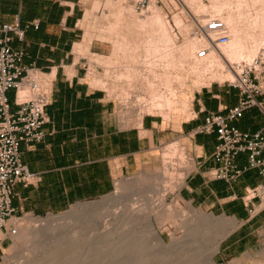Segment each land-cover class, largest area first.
Segmentation results:
<instances>
[{
  "label": "crops",
  "instance_id": "0c3cea01",
  "mask_svg": "<svg viewBox=\"0 0 264 264\" xmlns=\"http://www.w3.org/2000/svg\"><path fill=\"white\" fill-rule=\"evenodd\" d=\"M108 1L0 0V21L18 22L25 29L22 40L13 35L11 46L25 51L24 65L37 68L52 93L41 126L43 139L20 144L23 162L39 178L14 185L15 214L45 215L64 211L79 201L101 198L113 190L118 178L151 161L157 148L187 136L194 160L178 189L179 199L229 219L222 225L225 234L214 254L232 260L261 248L264 207L250 213L243 196L262 176L247 167L248 154L242 152L235 158L243 169L236 181L209 178L208 171L216 166L212 154L218 138L215 133L195 132L209 113L235 106L239 89L216 83L203 86L194 91L187 117L180 113L166 120L161 114L146 113L139 120L126 119L118 111L116 98L95 83L93 78L102 81L99 75L90 76L86 67L88 55L110 56L107 44L91 32L87 36L85 28L86 13L91 10L92 17L99 10L94 7L97 3L105 10ZM7 96L15 111V90H9ZM233 123L241 130H262L264 134V112L257 106L248 108ZM10 240L0 234V260Z\"/></svg>",
  "mask_w": 264,
  "mask_h": 264
},
{
  "label": "rangeland",
  "instance_id": "374dc122",
  "mask_svg": "<svg viewBox=\"0 0 264 264\" xmlns=\"http://www.w3.org/2000/svg\"><path fill=\"white\" fill-rule=\"evenodd\" d=\"M202 1L204 4H206L208 8L206 6H205L206 8L205 7L202 8L199 7L197 4H195L192 5V8L190 9L185 8V10H183L182 9L183 5L179 0H163L162 3H157L158 6L155 9L161 14H163V16H165L166 19H168L167 22L172 31V34L175 35V38L182 46L184 45L185 41L190 38L199 40L198 38L201 39L203 37L202 36L203 34L201 33V31H199L198 28L200 24L204 23L203 19L205 18H208L210 16H217L220 18L222 17V15L225 17L228 15L231 16L233 15L234 20L239 22L238 25L241 26L242 29V28H247L249 25L251 26L250 16L251 18H254L260 15L261 13L260 11L264 12V9L261 8L264 7V4H262V2L260 1H258L259 3L257 5V1L247 0L248 1L247 2L246 0H243L242 6L239 9L237 6L238 4L237 1L239 0H230L231 2L229 0H220L221 3L224 1H228L227 5L228 4L230 5V6L229 5L225 6L223 8L222 13L219 12V10L213 6L215 0H209V1L202 0ZM112 2L115 5H117V3H121L123 5L122 8H124V11L128 13L126 15V20L119 28H116L115 30L114 29L111 30L109 29L110 22L114 20L112 14H110L112 7L108 6V4L105 5V2H104L105 10L104 9L101 10V8H99L100 5L96 7V9L99 10H95L93 16L91 17V22H89V24L87 25H90V27L88 26V28L90 29L91 35L102 40L105 44H107L108 48H110V54H109L110 56L107 58L102 57L101 60L100 56L94 54L88 55V59H87L88 63L86 62V67H89L90 76H93L96 73L99 75L102 81L100 82L98 78H93L98 80V82L96 81L95 83L100 84L103 88H106L110 96L116 98V100L118 101V111L126 119L139 120L146 113L161 114L166 120H170L171 118L172 119L177 118L180 113L184 117H185L184 114H186L187 117L189 116V114L187 113L188 112L187 109L190 107V105H187L182 109L183 100L188 99V102L190 104L191 97L193 96L194 91L202 88L205 85H209L210 83L232 86L230 83L233 82V80L231 79H227L226 81L222 82L216 79V77H213V75L218 70H220L221 72L222 71L227 72V67L225 66L229 65V61L225 59L223 55L222 58L225 61L224 65H220V66L215 65L209 68V66L207 65L209 64L208 58L205 59L204 57H202V59L204 58L202 60L201 57L198 56L197 50H193L194 54L192 51H188L185 53L186 56L184 55V53H182L183 55L182 54L180 55V58L182 59L185 65H183L182 67L179 66L181 68L178 67V70L176 71V73L179 76L181 75L179 79L178 77L175 79L173 85L178 90L177 92L178 98L175 99V102L177 103L176 106L172 110L165 109L164 112L165 113L168 112L167 115H164L163 112L158 110L157 111L155 110L154 112H150L149 110H147V107H149L150 104L145 105L147 101L142 103L139 97V95H142L145 99L148 100L150 99V93L148 92L146 80L144 78H141L139 80H136V82L135 81L131 82L132 84L131 85L126 80L119 79L117 76L119 71L123 69L121 63L125 64L126 61L129 59V55H130V53L126 52L123 48L121 49L119 48L120 45L118 44L119 43L118 41H120L119 36L125 33L128 36L129 39L128 41L131 44H134L136 40L135 39L136 27L132 23V18H137V19L142 18L143 20H147L150 14H152L153 10L150 9V5H149L147 10L143 12H139L136 10L134 4L130 0H112ZM261 4L262 6H260ZM196 5L198 6V8L196 7ZM256 7L257 8L259 7L261 9L258 8L257 9L258 12H257L255 11ZM248 9L251 13V15L249 16L248 14L250 13L249 11L247 12ZM229 11L232 12L229 13ZM233 12L236 15H234ZM243 12H245V14ZM217 13L220 14L218 15ZM175 14H179L181 16L180 18L182 22L180 25H177L175 22L174 19ZM242 14L244 16L242 18H239L241 17L239 15ZM132 15L134 17H132ZM261 19L262 17L259 16V23ZM243 23L246 25H243ZM228 32L229 34H232L230 30H228ZM249 45L251 46V43ZM126 53L128 54V57L125 56ZM191 53L192 55H190ZM195 55L198 58V60L195 57ZM262 56H264V51L262 50L259 51L257 55H255V57H262ZM97 58L100 59L98 60ZM106 61H108L107 62L108 67ZM141 61H138L137 63L140 66L141 71L144 67L143 71L145 72L143 73L144 74L146 73V75L144 76L146 77L148 76L149 79L150 78L153 79L152 77L154 70L155 72L158 71L160 74L163 73L161 75L162 77H165L169 73L167 69L165 70L166 62L164 65L162 64L164 63L163 60H158L155 66L151 65L150 67L147 66V64L145 65L143 61L142 62ZM159 61L160 62L162 61V63L160 64ZM198 65L199 67H197ZM194 67H197L200 70V72L195 73V71L191 69ZM204 69L205 71H203ZM174 75L176 74L174 73ZM124 90H127L129 94L128 95L124 94ZM162 90L164 91L165 89L163 88ZM192 152L193 150L191 147L190 139L187 136L177 137L176 139L166 144H163L161 147L157 148L154 151V157L152 158V160L144 163L138 171L131 173L129 175H125L121 178H118L116 180V184L113 190L101 198L95 200L76 202L72 204L68 209L61 212H53L45 215H33L30 213L21 214L16 221V225L18 227V234L16 236H13V239L9 241L10 243L8 247L5 249L2 259L0 260V264H21V263L23 264L28 260H30L31 264H42V263H48L52 259H56L53 260L54 264H189V259L185 254L186 249L185 246L183 247V243H182L184 238H186L187 236H188L187 238H189V236H191L188 235L189 232L192 233L194 229H197V231L194 230V232H196L195 234L199 233V235L200 234L201 236L203 235L204 239H206L209 236V234L213 233L214 231L217 233L221 232L223 227L221 224H218L219 222H217L216 220L213 223L214 225L210 224L209 220L211 218L209 219L205 215L213 214V213L202 210L201 208L198 207H194L190 205L189 202L181 201L178 197L177 189H179V187L175 190V193L168 192L172 184L171 181L175 180L177 171L179 170L183 171V169L181 168H183L184 165L187 167L189 166L188 170H186L187 172L184 171L185 172L184 177H185L188 171L192 168L193 160H194ZM147 174L153 175L155 176L153 178H156L154 180L153 179L151 180L150 182L151 186L149 187L148 185L149 183L145 184V186L142 183H140L137 184L136 187V183H134L133 180L140 178L141 175H147ZM147 188L149 190H147ZM141 192H144L142 193L144 195H142ZM164 197L166 198L168 203H171V205L173 204V208L169 211L167 219H165V221H162L158 219V217L155 216L154 214H152V217L155 227H157V229L161 231L162 238L165 240V242H167V244H169V247L163 249L160 246H155L150 243H145L147 245L144 244L143 245L144 247L138 248L139 246L135 244V241L137 240V234H139L140 233L139 231H141L143 227L147 224L146 222L147 217H142L131 223L124 224L115 221V217H114L115 215H112L113 214L112 212H114L113 209L114 210L116 209L115 211L117 210L121 211V209L125 208V206L128 205L129 201L136 202L137 200L138 202L136 203L140 208H145L147 206L149 207V205L151 207L154 205L153 203H156L158 205L162 204V199ZM129 198H131V200ZM81 205H85L86 207H88L89 210H92L91 208L94 207L95 208L103 207V208L95 212H86L81 214L72 213V211L75 208ZM116 205L117 206L119 205L118 207L119 209L116 207ZM111 206L112 207L114 206L115 208L112 209ZM121 206L123 207L121 208ZM107 207H109L108 209H112V210L109 211ZM60 214L61 215L63 214V217L59 221L63 220L61 222L69 223L70 220L69 224L73 225L71 228L72 230L74 229L77 230L80 228L81 230L80 232L73 233L75 237L68 238L67 236V238L64 239V241L65 240L66 241L63 242V244L60 245L59 247H56V244H54L56 240L53 239L54 235L59 236L58 234L65 233L64 230L60 232L57 231L59 233L54 232V234H52V233H46L47 231L43 232L45 231V229L40 227L36 229L39 230V232H42L41 233L42 237H40L41 240L39 238L36 239V241L35 240L30 242L28 241L29 233L33 230V228H31L28 222L26 221V218L28 216L34 217L36 219L41 217L46 219L45 221H48L51 219L52 216L54 217L55 215L58 216ZM70 214L71 215L73 214L72 218H70L71 216ZM141 214L143 215L144 212L142 211ZM47 218L49 219L47 220ZM87 219H91V220L93 219L94 222L91 221V223L89 222L87 226L83 227L82 222L83 220L85 221ZM205 219H207V221ZM191 228L192 230H188ZM203 230L204 233L203 232L201 233V231ZM76 233H78V235ZM65 234L68 235V233ZM204 234L206 235V238ZM174 238L177 240L174 241ZM201 239L203 238L201 237ZM38 240L40 242H37ZM41 253H43L42 254L43 256L39 255ZM45 256H47V258ZM40 257H45V258H40ZM39 259L41 260L39 261ZM213 264H264V242L261 248L248 250L247 252H244L242 255L232 260H222L220 259L219 256L214 254Z\"/></svg>",
  "mask_w": 264,
  "mask_h": 264
},
{
  "label": "built area",
  "instance_id": "2783aa9c",
  "mask_svg": "<svg viewBox=\"0 0 264 264\" xmlns=\"http://www.w3.org/2000/svg\"><path fill=\"white\" fill-rule=\"evenodd\" d=\"M130 1L137 11L143 12L151 0ZM156 2L162 3L163 0ZM198 29L204 36H209L216 47L228 43L230 39L227 28L217 16L209 17ZM0 32V234L12 240L18 234L16 221L19 218L12 205L14 185L17 182L28 184L39 178L23 162L20 144L22 141L39 142L43 139L41 126L46 120L45 108L52 100V93L43 84L39 70L24 65L25 51L14 49L10 44L13 35L21 40L24 38V27L18 22L0 21ZM203 54L204 50L201 51ZM229 66L235 74L230 84L239 89L238 103L225 112L209 113L195 132L215 133L218 138L212 154L216 166L208 171L209 178L236 181L243 169L237 166L235 158L247 152V167L257 169L262 176L261 182L248 187L243 196L249 212L255 213L264 207V134L262 130H241L233 122L241 119L252 106L264 112V98H259L264 95V56L250 61H230ZM11 89L16 92L15 111L11 110L7 96Z\"/></svg>",
  "mask_w": 264,
  "mask_h": 264
},
{
  "label": "bare ground",
  "instance_id": "6f19581e",
  "mask_svg": "<svg viewBox=\"0 0 264 264\" xmlns=\"http://www.w3.org/2000/svg\"><path fill=\"white\" fill-rule=\"evenodd\" d=\"M179 1L183 5V8H182L183 10H185V8L190 9V8H192V5H195V4H197L199 7H202V8H204L206 6V4H204L202 0H200L202 2H200L199 0H179ZM254 1H257V5L259 3L258 1L262 2V4H264V0H254ZM237 2H238L237 6L240 9V7L242 6L243 0H239ZM227 3H228V1H224V2L221 3L220 0H215L214 3H213V6L216 7L219 10V12L222 13L223 8L225 6L229 5V4L227 5ZM107 4H108V6L112 7V10L115 9L113 11L111 10V12H110V14H112L114 20L110 22V26H109V29H111V30L114 29L115 30L116 28H119L123 24V22L126 20V15L128 13H126L124 11V8H122L123 5L121 3H117V5H115L112 2V0H109L107 2ZM262 4L260 6H262ZM97 5H98V3L95 4L94 7L96 8ZM149 5H150V9H152L153 11H152V14H150V16H149V18L147 20H143L142 18L141 19L140 18H138V19L137 18H132V23L136 27V31H135V39L136 40H135L134 44H131L128 41L129 40L128 36L125 33L122 34V35L120 34L121 35V36H119L120 41L117 40L119 42L118 44L120 45L119 48L120 49L123 48L126 52L130 53L129 59L127 60V58H126V60H127L126 63L125 62H124L125 64L121 63L123 69L119 71L117 76H118L119 79L126 80L127 82H129V84H131V82H133V81L136 82V80H139L141 78H144L146 80L147 87H148V92L150 93V99L149 100L145 99L142 95H139V97H140V101L142 103L147 101L145 103V105L146 104H148V105L150 104V106L147 107V110H149L150 112H154L155 110L156 111L158 110V111L163 112L164 115H167L168 112L165 113L164 110L165 109L172 110L176 106L177 103L175 102V99L178 98V96H177L178 90L173 85H174L175 79L177 77L179 79V77L181 76V75L179 76L176 73V71L178 70V67L179 66L182 67L183 65H185L184 62L182 61V59L180 58V55L182 53H184V55H185V53L188 52V51H192L193 52V50H197L199 52V55L201 56V59H202V57H204L205 59L208 58L209 61L208 60L207 61L209 62V64H207V65L210 68V67L215 66V65H219L220 66V65H224L225 64V61L222 58V55L229 62L230 61L231 62L239 61V60H242V59L250 61V60H252L255 57V55L258 54L259 51H261V50L264 51V12H262V11H260L262 13V16H261V13H260V15L254 17V18H251V16H250V20H251L250 24H251V26L249 25L247 28H242L244 30H242L241 26L238 25L239 22L234 20L233 15L232 16L228 15L226 17L222 15V17H220V20L222 21L224 26L227 28V30H230L231 33H232V34H229L230 35V39H229L228 43H226L224 45L216 47V46L212 45V41H211L209 36L206 37V36L202 35L203 37L201 39L197 37L199 40L191 39V38L186 40L184 45L182 46L177 41V39L175 38V35L172 34V31H171V29L169 27V24L167 22L168 19H166L165 16H163V14H161L160 12H158L155 9L158 6L156 0H151ZM197 5H196V7L198 8ZM231 5H232V3H231ZM193 7H195V6H193ZM258 8L256 7L255 11L258 12V10H257ZM261 8L264 9V7H261ZM261 8H259V9H261ZM213 10H211V11H213ZM90 11H88L86 13V16H85V21L87 22V24H89V22H91V20H89V19H91L90 15H91L92 12H90ZM239 11H241V10H239ZM248 11H249V9L247 10V12ZM230 12H232V11H229V13ZM243 13L245 14V12H243ZM249 13H250V11H249ZM234 15H236V14L234 13ZM249 15H251V13L248 14V16ZM239 16H241L239 18H242L244 15L242 14V15H239ZM259 16L262 17L260 23H259ZM132 17H134V16L132 15ZM180 17L181 16L179 14H175L174 15V19H175V22H176L177 25H180L181 22H182ZM252 17H253V15H252ZM208 18L203 19V22H206L208 20ZM86 25H85V28H86V33H87V36H88V34H90V29L88 28V26L90 27V25H87V26ZM243 25H246V24L243 23ZM257 29H258V32H257ZM118 31H119V29H118ZM247 39H249L251 42L249 40H247ZM250 43H251V46L249 45ZM203 50H204V54L201 55V51H203ZM126 54H125V56L128 57V54L127 55ZM193 54H194V52H193ZM190 55H192V53ZM195 57H196V55H195ZM97 59L99 60L100 58H97ZM101 60H102V57H101ZM106 60H109V59H106ZM141 60L143 61V63L145 65L147 64V66H149V67L151 65L155 66V64H157L158 60H163L164 63H162V61L161 62L159 61V62H160V64L162 63L163 65L166 62L165 70L167 69L170 74L168 73V75H166L165 77H162L161 75L163 73L160 74L158 71L155 72V70H154L153 71V77H152L153 79H151V78L149 79L148 76L147 77L144 76V75H146V73L145 74L143 73V72H145V71H143L144 67H143V69L141 71L140 66L137 63L138 61H141ZM197 60H198V58H197ZM107 62L108 61H106V64H107V67H108V63ZM193 66H195V65H193ZM110 67H111V65H110ZM181 67H179V68H181ZM197 67H199V65ZM197 67H194V68H191V69L193 71H195V73L196 72H200V70ZM225 67H227V72H224V71L221 72L220 70H218L216 73L214 72L215 74L213 75V77H216V79H218V80H220L222 82L226 81L227 79L234 80L235 79V74L232 71V69L230 68V66L228 65V66H225ZM205 69L203 71H205ZM174 73L176 75H174ZM96 81L98 82L97 79H95V82ZM163 88L165 89L164 91L162 90ZM129 91H130V89H129ZM124 94L128 95L129 92L127 90H124ZM181 100H183V99H181ZM187 105H190L189 102H188V99L187 100H183L182 109L184 107H186ZM186 167L187 166L184 165V167L181 168V169H183V171L182 170L177 171L176 176H175V180L171 181L172 184H171L170 190H168V192H174L175 193V190L178 187L181 186V184L183 183V180H184V175H185L184 171H186L189 166L187 168ZM153 177H155V176L148 175V174L147 175H141L140 178H138L136 180H133V181H134V183H136V187H137V184H140V183H142L144 186H145V184L149 183L148 185L150 187L151 186V184H150L151 180L152 179L153 180L156 179V178H153ZM148 185H146V186H148ZM138 187H139V185H138ZM148 188H147V190H149ZM138 192H139V190H138ZM142 193H144V192H141V194ZM145 193H148V192H145ZM142 195H144V194H142ZM129 199L131 200V198H129ZM172 199H173V196H172ZM132 200H133V198H132ZM130 202L131 201H129L128 205L125 206V208H123V209H121L123 207V206H121V208H120L121 211L120 210L119 211L118 210L115 211L116 209L115 210L113 209L115 207L111 206L114 212H112L113 214L112 213H110V214L115 215L114 217H115V221L116 222H121V223H124V224L131 223V222L136 221V220H138V219H140L142 217H147V221H146L147 224L143 227V229L141 231H139L140 233L138 232L139 234H137V240L135 241V244H137V246H139L138 248L144 247L143 245L145 243H150V244H153L155 246H160L163 249L169 247V244H167V242H165V240L162 238L161 231L159 229H157V227H155V224L153 222L152 214L157 216L158 219H160L162 221H165V219H167L169 211L173 208V204L171 205V203H168V201L166 200L165 197L162 199V204L158 205L156 203H153L154 204L153 206L150 207V205H149V207L147 206L145 208H140L137 205L136 202H138V200L136 202H134V201L131 202V203ZM135 203H136V205H135ZM116 207L118 208L119 205L118 206L116 205ZM102 208L103 207H100V208H95L94 207V208H91L92 210H89L88 207H86L85 205H81V206L75 208L72 211V213H74V214H79L80 213L81 214V213H86V212H95V211L100 210ZM108 208L109 207H107V209ZM150 208H151V211H150ZM112 209H108V210L110 211ZM142 211L144 212L143 215L141 214ZM194 214H196V213H194ZM72 215L70 216V218L73 217ZM97 216H99V215H97ZM205 216L208 217L209 219L211 218L209 220L211 225L215 222V220L217 222H219L218 224H221V225H223L224 223L228 224V220L229 219L225 218L224 216H221V217L219 216L218 217V216H216L214 214H206ZM62 217H63V214L62 215L60 214L58 216L55 215L54 217L52 216L50 220H48L49 218H47L48 221H45L46 219L41 218V217L36 219L34 217H29L28 216L26 218V221L28 222L29 226L31 228H33V230L29 233V240L28 241L29 242L30 241H34V240L36 241V239H39L40 237H42V234H41L42 232H39V230H37L40 227L45 229V231H43V232L47 231L46 233L54 234V232H57V231L60 232L62 230H64L65 233H68V235H66L65 233L58 234L59 236L54 235L53 239L56 240V242L54 241L55 242L54 244H56V247H59L60 245H62L63 242L66 241V240L64 241V239H66L67 236H68V238L75 237L73 233L74 232H80L81 231L80 228L76 230L73 227L74 230H72L71 228H72L73 225L69 224L70 220H69V223L68 222H61L63 220L59 221ZM96 217H95V219H96ZM200 217H202V216H200ZM203 218H205V217H203ZM99 219H100V217H99ZM212 219H213V221H212ZM205 220L207 221V219H205ZM91 221L94 222L93 219L92 220L91 219H87L85 221L83 220V222H82L83 224L82 223L81 224H82L83 227H85V226L88 225L89 222L91 223ZM208 224H209V222H208ZM211 225H209V226H211ZM203 226H204V224H203ZM188 230H192V228L188 229ZM194 230L197 231V229H194ZM194 230H193V232H194ZM204 230L201 231V233L202 232L204 233ZM59 232H57V233H59ZM193 232L192 233L189 232L188 235H191V236H189V238H187L188 237L187 236L182 241L183 247L185 246V249H186V253L185 254L187 255V258L189 259V264H213L214 253L217 251L218 245H219V242H220V238L225 234L224 233L225 231L223 230V231H221L219 233L214 231L213 233L209 234V236L207 235L208 236L207 238H206V235L204 234L206 239H204L203 235L201 236V234L199 235V233L195 234L196 232H194V233ZM69 234H71V235H69ZM76 234L78 235V233H76ZM201 237L203 239H201ZM40 240H41V238H40ZM175 240H177V239L174 238V241ZM45 241H47V240H45ZM37 242H40V241L38 240ZM145 245H147V244H145ZM45 251H46V249H45ZM42 254L43 253H41L39 255L43 256ZM37 255H38V253H37ZM50 256H52V255H50ZM45 257L47 258V256H45ZM45 257H40V258H45ZM38 258H39V256H38ZM40 260L41 259H39V261ZM53 260H56V259H52L48 263H42V264H54ZM23 264H31V262H30V260H28V261H26Z\"/></svg>",
  "mask_w": 264,
  "mask_h": 264
}]
</instances>
